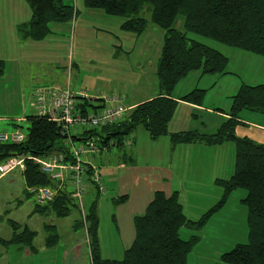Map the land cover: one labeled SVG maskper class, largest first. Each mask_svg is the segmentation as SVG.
<instances>
[{
  "label": "trees",
  "instance_id": "trees-1",
  "mask_svg": "<svg viewBox=\"0 0 264 264\" xmlns=\"http://www.w3.org/2000/svg\"><path fill=\"white\" fill-rule=\"evenodd\" d=\"M23 2L28 5L31 16L26 22L16 24V36L21 41H43L52 33L51 24L69 22L78 13L71 0ZM83 5L90 10H101L111 17H120L124 20L120 30L133 33L136 37L145 33L150 23L164 31L155 69L158 95L129 108L117 123L98 129L76 128L68 134L63 133L61 127L49 121L46 116L30 115L26 118L29 125L23 142L0 143V162L11 156L25 155L47 159L61 154L65 162L75 164L76 158L72 156V149L78 147L94 148L96 152L87 154L92 159L95 158L94 154L108 152L111 147L119 151L120 155L126 156L122 147L126 145L132 148V130L141 127L148 133L151 141L168 135L172 148L178 144L202 143L212 147L232 142L235 150L233 174L228 179L215 180V184L223 190L222 198L199 219L193 221L186 219L177 191L169 196L160 190L155 192L144 214L133 219L135 236L120 260L101 258L97 211L98 201L101 193L105 192V187L104 191H100L99 185L91 178L95 172L94 160L81 163L85 169L82 176L85 183L79 199L72 197L73 192L68 187L70 180H67V183L57 189L52 201L45 205L34 201L32 214L51 211L56 218H66L70 211L75 210L79 218L73 225L75 228H83L88 236L90 264H186L187 253L194 245L196 237L183 240L180 238V229H193L204 225L207 218L223 208L229 194L236 189H242L246 193L241 203L246 208L247 242L239 243L223 253L220 261L224 264H264V144L246 136L238 137L236 134V127L242 124L239 121L241 112L246 110L264 115V84L251 86L243 83L230 98V108L223 112L226 118L211 134L195 130L178 133L168 131L178 104L172 95L180 81L193 72H199L201 77L228 74L226 67L229 60L220 51L190 36L209 39L229 49L242 50L264 59V0H83ZM179 17H182L180 29L176 27ZM3 69L4 62L0 61V76ZM206 92L205 89L194 88L179 100L199 106ZM75 101L76 108L83 114L97 109L99 103L104 104L100 97L92 99L77 95ZM126 140L128 141L125 142ZM88 156L80 157L85 161ZM124 160L133 162L132 157H125ZM95 169L99 174L98 169ZM23 179V194L27 198L33 196L29 193V188L47 186L55 190L59 184L50 180L33 160L28 159L25 160ZM87 188H90L92 199L85 209L82 198ZM111 201L123 203L125 196L113 198ZM2 219L0 217V221ZM6 223L11 228V236L9 239H0V246L23 250L27 248L31 253H36V231L14 220L7 219ZM44 227L46 232L53 230V233H47L44 246H56L59 241L56 227L51 224Z\"/></svg>",
  "mask_w": 264,
  "mask_h": 264
},
{
  "label": "rangeland",
  "instance_id": "rangeland-1",
  "mask_svg": "<svg viewBox=\"0 0 264 264\" xmlns=\"http://www.w3.org/2000/svg\"><path fill=\"white\" fill-rule=\"evenodd\" d=\"M71 3L75 10L78 11L76 17L66 23L51 24L52 33L49 34L46 40L38 43L39 47L37 52L40 51L39 56L36 57L33 53V62L29 65L33 71L30 78H39L45 84L51 85L52 83L60 88H63L67 84L72 90L85 88L87 89V97L93 99H97L100 96L107 97L108 95L122 97L116 93L119 88H122V85H124L125 90L121 89L119 92L123 94L128 103L130 99L134 100L136 96H148L155 93L158 87L157 76L154 73L156 69L155 63L157 62L158 54H160L159 51L162 46L164 31L150 23L147 26V31L139 35V37H136L133 33L120 30L119 27L124 21L120 17L108 16L97 9H87L83 5V0H71ZM4 8H6V10H4ZM9 8L12 11H10ZM16 13H21L25 20H28L31 16L29 7L23 0L14 1L12 5L9 6L7 3H0V25L4 24V22L11 23L10 21H13V18H18L19 15ZM179 18L176 27L180 29L182 17ZM8 25L11 26L12 24ZM5 32L6 31H0L1 45L2 41L6 38ZM190 37L220 51L230 61L226 67V72L229 71L232 73L222 76L209 75L204 77H200L198 73H191L186 79L180 81L174 91L175 96L177 94L179 96L185 95L194 88L209 87L213 83L212 79L215 80L221 76L222 79H220V81L223 87L220 88L217 86L215 90L210 93L208 92L202 103L204 107L212 108L215 111H218V109L227 111L231 106L230 98L242 84L238 83L240 80H245L249 83L261 81L255 77L253 78V73L251 74L250 72V70H254L256 66L253 65L251 67L249 65L248 59H250L252 55L242 50L229 49L209 39L206 40L193 35ZM135 41L138 44V49L127 57L124 52L131 49L133 44H136ZM3 54L4 53L1 51L0 56ZM153 56H155V59H153ZM24 67L25 66H23V68ZM6 70V77L2 80L0 79V113H6L5 115L10 113V115L15 118L20 111L19 99H17L16 95L18 93L16 92L17 80L19 79L17 76L18 71L15 73L14 70H11V66L9 68L7 66ZM141 70L147 73L142 74L141 72L143 71ZM263 70L255 71H258L256 77L261 76V79L264 81ZM114 78L118 80L119 88H117L118 84L116 85V83L113 82ZM111 88H116L115 92H110L112 91ZM218 88L219 90L216 92ZM57 90L62 89L52 87L45 91L39 88L34 91V95L36 96L38 93L37 91H40L43 92L45 99H48L52 93H57ZM95 96L98 97L96 98ZM33 102L34 101H32V106ZM97 105L102 106L103 104L99 103ZM180 109L178 117L183 116L188 118L187 111L184 108ZM33 112V109L27 110L26 115L30 116ZM188 113L195 115V117L191 116V118L195 119V121L192 120V125L197 123L198 129L201 131H208L205 130L201 124L204 122V119L201 118L200 115L203 112H200L199 118L198 114L195 112L188 111ZM25 121L26 119L19 123L13 122L18 128L14 129L12 132L15 133L18 132L17 130H21L23 133H26L29 122ZM7 127L9 128V123ZM132 136L135 137L134 142H131V146L133 145L132 148L126 145L122 147L126 151V156L120 155L119 151L111 147L108 152L102 151L100 155L94 154L95 158L93 162L96 167L99 169H106L105 167L111 165L115 166L119 162H122L125 157H132L134 163V160L143 162L150 155L165 156L167 154V147L162 141L167 142L169 139L168 135L155 140V143H157L155 146L156 148L152 147L151 143L153 141H151L148 133L141 127L132 130L131 138ZM136 137L138 145L135 144ZM127 141L128 140L125 142ZM93 144H96V142H93ZM223 144H225L223 146L228 147V149L231 146L232 152H234V144L232 142L228 141V143L225 142ZM234 155L235 152L232 158ZM19 157L26 158L25 155ZM211 158L209 159V157L206 156L204 170L195 172V174H198L194 185L196 189L187 191L186 198L180 197V202L183 203V205L188 201V205L186 206V209H188V216L185 215L188 220L193 221L199 219L222 198L223 190L219 185L215 184V180H225L233 174L231 173L233 170H230V167H233L235 162L232 159L230 164L229 156L211 155ZM215 158L218 160L213 162V159L216 160ZM149 160L150 161L147 162L150 164L152 161L151 159ZM211 160L212 164L210 163ZM232 162L233 166H230ZM212 176L214 180L211 179V181L207 182ZM116 179L118 180V178ZM68 183L69 189L73 191V184L70 181H68ZM104 183L107 185V190L105 191L106 193H101L97 211L99 218L98 235L101 247V258L120 260L123 258V252L127 246H129L130 237L132 236L131 233L127 234L128 221L126 220V217L131 213L126 209L120 211L119 221L121 226L119 230V223H117L115 218V207L119 204L115 202L112 203L113 201H111V199L120 196V192L116 187V185H120V181L111 182L110 179L108 180L106 178ZM23 189L24 182L19 170H12L7 174L0 175V217L3 218L0 221V239L10 238L11 228H9L6 223V220L10 219L16 221L20 225L25 224L30 230L36 231L34 245L35 247H41L44 245L47 233H53V230L46 232L44 226H46V224H54L56 226V233L59 239L60 237L62 238L61 243L64 247L70 249L74 245L79 244L80 247L76 252L77 255L71 253L69 255L64 253L66 249L59 244V250L54 247V249L48 251L49 263L90 264L89 249L84 242V240L88 241V236H86L83 228L74 229L72 227L74 221L79 218V214L75 210H72L66 218H56L51 211L35 213L34 215L32 214V210L35 206L33 203L35 198L34 196L25 197ZM49 189L53 190L52 188ZM245 194L244 190L236 189L228 195L229 197L223 208L207 218L204 225L193 229L187 227H182L180 229L181 239L188 240L193 236L196 237L194 245L187 253L186 264H224L220 261V256L223 253L228 252V250L239 243L247 242L246 237L248 229L246 228L245 218L246 208L241 203V200L246 196ZM89 201L90 199L84 194L82 202L85 209L89 206ZM122 204L123 203H120V205ZM120 232L122 237H120ZM15 248L19 249L17 247L3 248L0 246V264H48L46 259L38 260V262L35 263L26 262L21 254L16 253L15 250L12 251ZM7 250L10 251L7 252ZM23 251H27V248ZM59 253L64 255L60 257L61 262L58 260Z\"/></svg>",
  "mask_w": 264,
  "mask_h": 264
},
{
  "label": "crops",
  "instance_id": "crops-1",
  "mask_svg": "<svg viewBox=\"0 0 264 264\" xmlns=\"http://www.w3.org/2000/svg\"><path fill=\"white\" fill-rule=\"evenodd\" d=\"M14 1H17V0H13V2ZM13 2H12V0H0V3H7L8 6L12 5ZM4 10H6V8H4ZM10 11H12V10L10 9ZM16 14H18L19 17L13 18V21H10L11 23L4 22V24L0 25V31H3V32L6 31L5 32L6 38L2 41V45L0 44V55H1V51L4 53L2 56H0V61L4 62V69H3L4 72L0 76V79L2 80L6 77L7 66H8V68L11 66V70H14L15 73H16V71H18L17 76L19 77V79L17 80L18 84H17V90H16V92H18L16 94L17 99H19L18 101L20 104V108H19L20 111H19L18 116L16 115L14 118L13 116L10 115V113L8 114L10 116L5 115L6 113H0V133H5V134L6 133L8 134L9 132H12L14 129L18 128V126L13 124V122H16V123L23 122L28 117L26 115V112H27V110L33 109L32 101H34V97H35L34 91L39 89V88L41 90H45V91L52 88V87H55L58 89L68 88L70 91H72L73 93H76L77 95H84L85 97L87 96V92H86L87 89H85V88H80L78 90H72L71 87L68 86V84L66 86H64L63 88H60V87H58L52 83H51V85L45 84L39 78H37V79L30 78L32 76L33 71L29 65H31L33 62V58H32L33 53L36 55V57L39 56L40 51L37 52V49L39 47L38 43H41L42 41H39L38 43L33 42L31 40L21 41L18 38V36H16V31H15L16 24L26 22V20L23 19V16L21 13H16ZM14 23H15V25H14ZM8 24H12V25L9 26ZM137 49H138V44L136 42V44L135 45L133 44L131 49L125 51L124 54H126V56L129 57V55L132 54L133 51H137ZM33 50H35V51H33ZM159 55L160 54H158L157 60L159 58ZM153 59H155V56H153ZM248 60H249V65L251 67L253 65H256L254 70H250L251 74L253 73V78L255 77L256 79H259L261 81L249 83V82H246L245 80H240L238 83L239 84L245 83V84H248L251 86H254L256 84H264V81L261 79V76L256 77V75L258 74V71L263 70L264 59L261 57H258L256 55H252L251 58ZM246 63H248V62H246ZM23 66H25V67L23 68ZM255 70H258V71L256 72ZM141 71H143V72H141L142 74L147 73L144 70H141ZM193 73H198L200 75L199 72H193ZM231 73L232 72L228 71V74H231ZM225 75H227V74H225ZM221 76H220V78H217L215 80L212 79L213 83L209 87H205V88H201V89L207 90V92H206V94H207L208 92L210 93L211 91L215 90V87H217V86L220 88L223 87L221 84V81H220V79H222ZM113 82H115L116 85L118 84L117 88H119L118 80H116L114 78ZM111 89H112V91H110V92H115V90H116V88H111ZM121 89L125 90L124 85H122V88H119L116 93L123 97L124 105L130 109L136 105L142 104V102L152 100L153 97L158 95V90H159L157 87L155 93L150 94L148 96H143V95L142 96L141 95L136 96L134 98V100L130 99V102L128 103L127 99L124 98L123 94L121 92H119V90H121ZM218 90H219V88L217 89L216 92H218ZM174 94L175 93H173L172 97L175 101L176 100L178 101V104L176 106V108H177L176 112H175L174 116L172 117V120L170 121V123L168 125V131H170L171 133H178L181 131L186 132L189 130H195L199 133L201 132V133L205 134L206 132H208L206 134H211L217 130V128L222 123V121L226 118V115L223 113L224 112L223 110L221 111L218 109V111H215L212 108L204 107L203 103L199 106L192 105L189 103H184V102L179 100L183 95L179 96L177 94L175 96ZM95 97L97 98L98 96H95ZM102 97L103 96H100V98H102ZM180 108H182V109L184 108L187 111L188 118L187 117L185 118L183 116L178 117V115H179L178 113L181 110ZM188 111H192V112L197 113L198 118H199L200 112H203L200 114L201 118L204 119V122L201 124H202V127L208 131H201L200 129H198L197 123L192 125V120L195 121V119L191 118V116L195 117V115L189 114ZM31 115H36L35 110ZM239 116H240L239 121L242 124L240 126L236 127L237 136L238 137H245L246 136V137L254 140L255 142H259V143L264 144V115H260L257 113L254 114V113H251V112L244 110L243 112H241L239 114ZM185 122L188 126L185 124ZM8 123H9V128L7 127ZM209 130H211V131H209ZM134 139H135V137L132 136L131 140L133 142H134ZM155 142L156 141H153L151 143L153 148H156L155 146L157 143H155ZM162 142L167 147V152H166L167 154L165 156L150 155L149 157H147V159L145 161L137 162L136 160H134V163L133 162H126L125 160H122V162H119L115 166L111 165V166L105 167L106 169L97 168L95 163L93 162L94 167L98 169V172H99L100 177L102 179L101 182L105 186V191L107 190V185L104 183L106 181V178L108 180L110 179L111 182L112 181H114V182L120 181V185H116V187L120 192L119 195L121 197L125 196V201L123 202L122 205L119 204L118 206L115 207V212H116L115 218H116L117 223H119L118 227L120 230V226H121V223L119 221L120 211H123L125 209L130 211L131 214H129L126 217V220L128 221L127 234L128 233L132 234V236L130 237L131 240L128 244L129 246H130V244L133 241L134 236H135L133 219L137 215L144 214L145 209H146L147 205L149 204V202L152 200V197H153L155 192L160 190V191L164 192V194L166 196H169V194H171L173 191H177L179 193V196H178L179 198L180 197L186 198L187 191H191V190L196 189V187L194 185L196 183V180H197L196 177L198 176V174H195V172L196 171L200 172V171L204 170V165H205L204 161H206V156H208L209 159L211 158V155H222V156H226V157L229 156L230 164H231L232 159L234 160V157L232 158L233 153L235 152L234 148H233L234 152H232L231 146L228 149V147L223 146L225 144L221 145L220 147H215V146L209 147V146H206V145L201 143V144L177 145V146L172 148V145L169 142V139L167 140V142L166 141H162ZM135 144L138 145L137 137H136ZM101 152L102 151H100V153ZM100 153L99 154L97 153V155H100ZM86 156H88V155H86ZM149 159H151V161H152L150 164L147 162V161H150ZM215 159L216 160L213 159V162H216L218 160L217 158H215ZM86 160L89 162V161H92L94 159H92V157L88 156L85 159V162H87ZM108 163H110V162H108ZM210 163L212 164V160L210 161ZM230 166H233V162H232V165H230ZM233 168H234V166L230 167V170H233ZM189 172H190V175H189ZM19 173L22 176V180L24 182L23 172L19 171ZM224 173H225V171H224ZM227 173H229V172H227ZM116 178H118V180ZM211 179L214 180V177L212 176L209 180H207V182L211 181ZM24 187H25V182H24ZM85 191H87L85 196L88 199H92L91 194H89L90 188H87ZM71 192H74V191H71ZM33 203H34V201H33ZM181 205H182V209H184V214L186 216H188L187 215L188 209H186V206L188 205V201H186L185 205H183V203H181ZM33 210H32V212H33ZM51 225H54V224H51ZM72 227L75 229V225L72 224ZM120 234H121V232H120ZM120 237H122V234ZM61 242H62V238L60 237L58 244L56 246H54L55 249L59 250V244H61V246H63V244ZM84 242L87 244V240H84ZM129 246H127V248ZM54 247H47L46 248L44 245L41 247L37 246L36 247V249H37L36 253H31L29 250L24 252L23 250L16 249V248L13 249L12 251L15 250L16 253L21 254L24 257V261H26V262L35 263V262H38V260L46 259L48 264H50L49 263L50 260H48V255H49L48 251L50 249H54ZM79 247H80V244L74 245L70 249L63 246V248L66 249V251L64 253L69 254V255H70V253L77 255L76 252L79 250ZM99 247H100V244H99ZM100 249H101V247H100ZM9 251L10 250H7V252H9ZM26 252H28V253H26ZM63 256L64 255H62V253H59V255H58L59 259L58 260L60 262H61L60 257H63ZM25 257H29V258H25Z\"/></svg>",
  "mask_w": 264,
  "mask_h": 264
},
{
  "label": "built area",
  "instance_id": "built-area-1",
  "mask_svg": "<svg viewBox=\"0 0 264 264\" xmlns=\"http://www.w3.org/2000/svg\"><path fill=\"white\" fill-rule=\"evenodd\" d=\"M37 92L33 102L35 114L40 117L46 116L49 121L58 124L61 127V131L66 134L76 128L87 130L109 126L120 121L129 111V108L124 105V99L116 95L102 97L101 99L104 101L102 106H98L97 109H92L83 114L76 108L75 100L77 94L68 88L57 90V93H52L48 99H45L43 92ZM80 96L85 97L84 95ZM17 131H14L15 133L9 132L8 134L0 133V143L20 144L23 142L26 138L24 133L21 130ZM68 141L70 140L68 139ZM89 152L94 153L96 151H94V148L89 147L88 149L82 147L73 148L72 156L76 158L75 164L65 162L61 154H55V156H50L47 159L11 156L3 163H0V175L7 174L12 170L23 171L25 160H33L42 173H45L50 180L59 183L55 190H50L47 186L29 188V193L34 196L35 203L45 205V203L52 201L57 194V189H60L67 180H70L74 186L72 197L79 199L85 183L82 177L85 169L81 165L85 161H82L80 156H85ZM94 171L91 178L99 185V190L104 191L105 186L101 184L100 176L95 168Z\"/></svg>",
  "mask_w": 264,
  "mask_h": 264
}]
</instances>
